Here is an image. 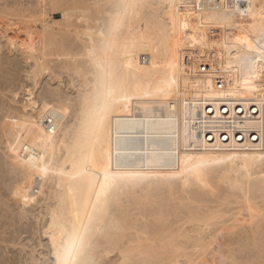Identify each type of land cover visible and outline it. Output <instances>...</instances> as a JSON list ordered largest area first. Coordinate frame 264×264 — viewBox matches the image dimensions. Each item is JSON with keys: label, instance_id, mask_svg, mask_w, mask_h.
I'll list each match as a JSON object with an SVG mask.
<instances>
[{"label": "rangeland", "instance_id": "1", "mask_svg": "<svg viewBox=\"0 0 264 264\" xmlns=\"http://www.w3.org/2000/svg\"><path fill=\"white\" fill-rule=\"evenodd\" d=\"M99 1H100L99 10H97L98 7H96V10L100 11V9H102V7H104V10L103 9L101 10L100 17L98 15H96L97 13H95L94 14L95 18L90 23H87L84 18H80L77 20L74 18L72 20L73 21L72 23L71 22L67 23L63 19L62 12L60 11V12H57L58 14L55 15V18H57V20H60V21H57L56 22L57 24L52 29V24H53L52 20L54 19V16L51 15L53 17V19H51L49 12L47 11L49 0H0V116H7L9 118H17L19 121L18 124H12V123L4 124V123L0 122V264H28V261L30 259H32V257L35 255L36 251L38 250L36 247H33L32 253L31 254L28 253V246L32 245L33 240H35L36 245H42L43 244L44 250L45 251L47 250V244H45V241H48L49 238L45 237L43 235L44 230L42 228H44V226H45V225L43 226V223L45 224V218H49V219H47L48 220L47 222L50 223L49 222L50 216L46 215V213L49 212L51 210V208L47 207L48 205L47 206H45V205L51 202L53 205L55 203V205L52 207H56V204L58 203L57 198H55L54 194L55 195L58 194L56 187L58 185L57 180L60 176L54 175V172L58 171L61 167H64L65 165H67L69 170H71V164L69 163V161L67 162V160L70 158L71 155L66 151V149L64 147H65V145L66 146H72L73 140L77 136L76 134H78V128L80 127V120H81V117L79 114L80 110H81V107H79V105H80L79 100H81L80 98L82 96L83 90L85 91V88H82L83 83H82L81 76L78 73H75L71 69V67L68 68L66 65L67 62L64 61V57L62 55H60L61 57L59 56L58 53L62 54L65 51V50H63V52L59 51V50H61V48H59V45H64L67 48L71 46L72 49L66 48V51L70 52V53L72 52V54H74L75 56H77V55L83 56L84 55L83 54L84 45L81 44V46H80V42L78 40L81 38L84 42H86L88 44L87 46H90L89 33L96 32L97 36L99 38L101 36L100 32L105 31L106 22L109 20L107 12H108V8L110 7V5L105 4V2H103V0H97V2H99ZM88 2L91 5H95V3H96L95 0H88ZM102 2H103V4H102ZM207 2L209 4V8H208L209 11H208V9L205 10V6H204V3H202V1L197 2L198 8L196 7V9H198L197 12H198V14H200V15H198V16H200L199 17L200 22L197 23L198 25L197 24L195 25L196 30L192 33V36L190 39V42L193 45L194 50L197 53V56L193 55V54H195V51L193 53L187 48V45H186L187 38L184 37L183 34L180 33L179 36L174 35V38H172L170 43H169V49H171L170 54H168L167 59L165 60V63H164L166 70H168V71L165 75V73H164L165 67H164V69L162 68V65L155 67L154 73L152 75V79H154L153 82L154 81L166 82V76H172V77L183 76V77H186L189 79L188 76L191 75V73L193 74L194 70L189 71L188 69L185 68V69H183V71H181L180 67L182 65L183 66L186 65V62L188 60H192V59L199 57L197 60H199V63H201L200 65L205 68L204 69L202 67L203 69L201 68V71L203 72V70H204V72H205V70H207L206 72H208L207 74L205 72V74L210 80V82L208 81L209 82L208 97H209V101L211 100L210 101L211 104H213L214 107H216V108L218 107L219 110H221L223 108V105L225 104V102L223 103L222 101L232 99V102H231L232 105H233V103H234V106H235V103L238 105V107L236 106L237 107L236 109H238L237 112L240 110L239 117L242 118L243 120L246 119L245 122L246 121L248 122V119H249V121H251V124L253 125V128H251L252 127L251 124L249 123L247 125V122H246L245 128L246 129L249 128L248 130L251 129V131H254V129L255 130L258 129L257 131H259L261 129L260 109H261V102H262V100H264V96H262L261 93H259V92H252V91L246 92L245 91V85H244L242 80L240 81L239 86H237V76H239L240 73L236 70L238 65L236 63L235 48H233L232 45L236 44V38L238 36L243 37V36L247 35L249 37V39H251L253 41L259 38L258 33L260 30V25H261L260 9H261V6L264 5V0H238V6L240 8V11H234L232 8V5L236 4L237 0H210V1L207 0ZM62 3H63V1H62ZM69 3H72V0ZM249 4H251L253 7V12L255 13V19H253L252 13H249L247 16L241 15V12L248 9ZM105 8H106V11H105ZM159 14H160L161 19H164L165 21H167L165 16H164L162 9L160 10ZM16 27H17V29H23L25 34L28 33V35L31 36V38H36V39H42L43 38L42 36H47V35L48 36L50 35V37H52L56 34V40L58 42L57 43L58 46L56 45L57 48L54 46L55 47L53 49L54 50V54H53L54 57L51 55L52 56L51 60L49 59L50 70L48 71V70L43 69L39 75L40 90L37 93V95H39L40 93H44V94H47L49 96V98H53V96L55 98H62L63 105L65 107H70V109H71L72 124H67L68 118L66 117L64 124H59V126H58L57 123L54 124V122L52 121V124L49 125L48 121H51V120L43 118V117L47 116V114L43 111V109H41V111H39V112H36L34 110V106H33V110L30 114L22 115L21 114L23 112L22 106H17L16 104L12 103V97H13V94L15 91L19 90L22 86L25 88L29 87V86H34V82L32 80L28 79V74L32 71L31 66L33 63L32 59H31V53L29 51V48L24 43L21 45H18V43H16L12 39V38H15L14 36L16 34H18V32H19V30H17ZM6 30H8V31H6ZM61 30H63L65 32V36L61 33ZM203 30H205V32H206L205 35L203 34V33H205V32H203ZM89 31H91V32H89ZM7 32H9V35H5V33H7ZM77 34H78V36H77ZM145 34H146L147 40L152 39L153 37L155 38L154 33L152 31H147V33H145ZM204 36H206V37H204ZM50 37H46V39L49 40ZM219 37H220V39L222 37H224L225 40L223 39L224 41L220 42L221 40L219 39ZM9 38H11V41ZM205 38H207V39L205 40ZM8 39H9L10 44L8 42ZM208 39H210L209 41H213V43H211L212 47L210 45H209L210 47L206 46V44H208L207 43ZM52 40H53V37H52ZM215 41H218L219 43L218 42L215 43ZM225 41H227V42H225ZM13 43H15V45H16L15 47L12 46ZM221 43H222V47L219 46V44L221 45ZM224 43L226 44L225 46H223ZM23 46H25V47H23ZM204 46H206V47H204ZM219 47H221V48H219ZM242 47L246 48L247 46L243 45ZM43 48L46 49L45 45ZM223 48H224L225 52L223 51ZM69 49H70V51H69ZM45 51L49 52L48 49H46ZM67 52H64V53H67ZM95 55H96L95 61L96 62L99 61V63H100L99 68L100 67L102 68L103 65L105 64V51L101 47L97 48L95 51ZM85 56H86V54H85ZM59 57L60 58L63 57V59H60ZM230 57H231L233 65H234V67L232 68V75L231 76H229L227 74ZM28 58H30L31 60ZM77 58H79V59L82 58L81 60H83V61L86 60L85 57H77ZM221 60L225 64H223L221 62ZM154 63L160 64V61L155 60ZM220 64L223 65V67ZM187 65H189V64H187ZM89 71H91V70H89ZM178 71H179V75H176V74H178ZM92 72L95 73V71L92 70L88 74L90 80H91V78H93ZM181 72L184 75H181L182 74ZM226 89H228V90H226ZM229 90L231 91V93H228ZM222 91H226L227 96H225L224 92H222ZM222 93L224 95H222ZM232 93H233V97H231ZM150 96L151 95L146 94L145 99H149ZM223 96L228 97L230 99H228V98L223 99L224 98ZM195 97H197L196 94H195ZM170 98H171V99H169L170 103L173 101L174 105L177 104L176 103L177 98L174 94H171ZM142 101H144V99ZM221 102L223 103V105L221 104ZM219 103H220V105H219ZM229 103H230V101H229ZM170 105L173 106V103H171ZM178 105L179 104H177V106ZM221 105H222V107H221ZM177 106L175 105V107H177ZM219 106L221 107V109ZM55 107L57 109H59L61 107V104L56 103ZM202 108H204V110H203L204 112L206 110L208 111V109L206 107H201L200 108L201 110L199 109L201 114H199V115L200 116L203 115L202 117H204V114H206L205 118L207 120V117H208V120L206 122H209L208 123L209 126L211 123L212 124L218 123L217 125L216 124L213 125L215 128L211 125L209 130L210 131L212 129H214L213 131L218 130L217 131L218 133H215L213 131H211V132H213L214 135L217 134L216 137L219 134V137H218L219 140H220V134L225 133V134H222L223 136L221 135L222 137H225V138H221V139L223 140V142L226 141V139H227L228 142L226 141V143L229 144L230 135H227L229 129H226V130H228V131H226L225 128L222 127V125L221 126L219 125L220 124L219 121H217L218 115H216V113L218 114L219 111H216V113H214L215 110L210 109L212 112L208 111L211 113V114H209L208 112L204 113L202 111ZM211 108H213V107H211ZM176 110H174V111H176ZM202 113H204V114H202ZM212 113H214V115L217 116V118L214 115H212ZM199 115H197V117H199ZM209 115L213 116L212 117L213 120H210L211 116H209ZM245 115L247 116L248 119L246 118ZM202 117H199V118H202ZM214 118H216V120ZM196 120L199 121L198 118H196ZM209 120L213 121L214 123L213 122L210 123ZM44 122H45V124H47V126L45 125V126H43V129L42 128L40 129V127L42 126L41 124ZM172 122L174 125V121H172ZM141 123H143V126H142V128H141V126H139V129L145 131V133L142 131L143 133L141 132L142 133L141 135L142 136L148 135L147 138L151 142H152V139H151L152 134L155 133L154 135H156L157 132L161 128L166 129V130L164 129V131H165L164 137H163L164 132L162 134V137L164 138V140H162V143L166 145V148H165V145L162 144V146H164L163 149L165 148L166 152L168 151L167 155H166V152L162 151L161 145H158L156 143V140L154 142V145L156 144L158 146V148H157V146H154L152 144L153 142L151 143L148 140L147 141L149 142V146L155 147L154 148L155 151H159V153L163 152L162 154L165 153L166 157H165V155L162 156L157 152V155L159 154L158 158L161 159V157H163L162 159H164V160L171 159L170 153L175 149V146L177 144H179V141H177V140H179V139H177L179 137V135L177 136V134H178L177 131H172V130L170 131L165 126L159 127V128H154V129H156V132H154L153 129H152V131L151 130L147 131V130H145V128H143V127L147 128V126H144L146 123V117L144 119H143V117H139V120L136 124L141 125ZM53 124L56 128L55 133H53L49 130L53 126ZM65 124H67V126H65ZM135 125H134V127H135ZM247 126H248V128H247ZM255 126H256V128H255ZM46 127H47V130H44V129H46ZM257 127H260V128H257ZM216 128H217V130H216ZM137 129H138V126H137ZM222 130H224V131H222ZM42 131H43V133H42ZM166 131H167V133H166ZM219 131L221 133H219ZM148 132L152 133L150 138H149ZM229 134H230V131H229ZM154 135H153V137H155ZM224 135H227L228 137L224 136ZM144 138H146V137H144ZM193 139H195L197 142L199 140L198 137H193ZM260 139H262L261 134H260ZM17 141H19V143H17ZM176 141L178 143H176ZM200 141L201 140H199L198 143L201 145L202 142H200ZM10 142L13 145H16L17 152H19L21 147L25 146V145H27L29 147V151L31 152L32 147L34 145H38V147H36L35 150L38 151L41 155H43L45 152V149H46L48 158L51 159V170L48 174V178L43 182V190L47 192V196L44 198L43 203L40 206H37L34 210H31V211L29 210L31 208V205L24 206L22 201H20L17 198V196L15 195L18 187L23 188V182L20 181V183L18 184L20 177L16 173H14V171H13V169L15 168V165L13 164V154L9 150V147H8ZM63 143L65 144L64 146H63ZM226 143L224 142V145ZM260 144H262V141ZM260 144H259V146H260ZM202 147H203V145H201V148ZM159 148H161V149L159 150ZM260 148H258L259 150H257V153H256L258 155L257 156V162H258V160H260L259 159L260 156L262 154L264 155V150H263L264 146L261 145ZM219 150H220V148H219ZM219 150L217 152L220 153L219 155H222L221 157H223L226 152H227L226 155H228V153H229L228 147L225 149L222 148L220 151ZM260 150L261 151L263 150L262 151L263 153H260L261 152ZM22 154L28 155L29 153H22ZM180 154H182V153H180ZM217 155H218V153L215 155V157ZM182 156H183V154L181 155V158H182ZM208 156H211V154H209ZM261 164H263V166H261ZM227 165L228 166H226V167H228L227 168L228 170L226 169V167L223 168L224 165H222V167H221V165H219V166L215 165L217 168H215V166H212L214 168V169L212 168V171L214 170L213 172L207 170V175L211 176L212 178H206L209 176L205 175L206 179L204 178L203 181L205 182V184L207 183L206 184L207 187L205 186L204 182L202 183V186L204 185L203 187L204 188L206 187V190H203L204 188H201L202 186H199V185H201V183H198L199 184L198 185L196 183V181L193 179L191 180V181H193V184H192V182H189L187 187L182 185V183L181 184L180 183H169L166 180H165L166 183L161 184L158 182V180L154 179V180H152L153 183L155 181V184L153 186H152V182L151 183L146 182V184H145L146 186L145 185H144L145 187L143 186L144 187L143 190H145V188H146L145 191L147 192V190L152 191L155 188L156 192L160 195H158L159 197H156L157 196V193H156L155 197H154L155 189H154V191H152L151 195L149 192H147L148 193L147 194L145 191L141 190L143 187H140L141 189L138 188L139 191H137L138 189L136 190L137 195H139V196L147 194V195H149V198H150V196H152V194H153V198L151 197L149 199L150 203L148 201L146 202L147 206L149 204V206L151 208H149V206H148V209H146L147 208L146 203L140 204V205H138L136 203V205H132V206H131V204H133V203L130 204L131 209H132V207H133V209L136 208L137 211L140 209V211H139L140 215L144 211L143 207H145L146 212L144 211V213L142 215L145 216L147 214V216H151L148 218L146 217L147 221L149 219V222H147L145 218L143 220L142 217H139V218H141V219H139V221H141V220H142L141 222L145 221L144 222L145 224L139 222L140 225H138V226L140 227L142 224V225H145L148 227L152 226V229H153V226H155V228H156L157 223L155 222V216H156L155 214L157 212L155 213L154 211H157L158 209H160L162 204H164V202H166V200H167V202L165 204L168 205V203H169L173 207V209L170 205H168L170 207H167V211H168V209H169V211H171V210L172 211L171 212L168 211V213H167L168 216L170 215V217H168V216L166 217L164 228L166 226H168V228H165V229H169V227H171V229H169L171 231L174 228H175L174 230H177V227L178 228L181 227L180 231L183 230V231H181V233L183 235H186V233L189 231H187V229L185 231L184 229L187 227L188 230H190L189 234L190 235L192 234L193 236L192 235L191 236L193 238L195 236V239L191 240V242H190V241L185 239L186 237H184L183 239H185V240L182 239V241L184 244L188 243L190 248L192 247L191 245H194L195 241L198 242L197 240L199 239V237L201 239L202 235H204L203 237H205L207 234H209V235H207L208 237H205L204 243H208L209 241H213V240L218 238L219 242L220 243L222 242V244H223V251L225 253L231 255L232 258L241 262V264H264V225H263L264 222H261L262 225L260 224V227H259V230L263 231V232H261V233L259 232L260 233L259 237L256 238L257 240L262 238L261 241L259 240V242H258L256 240L252 239V241H254L252 243L251 236L247 232V228H248L247 225L250 226V224L246 225V222H244V224H242L243 222L241 223L239 221V220H241V221H247L248 220L247 222H250L251 219H249V218H252V221H254L253 219H254V216H255L257 211H258L257 214L258 213L262 214L264 212V190H263L264 186H261V185H264L263 184L264 183V162L262 163V161H259L258 165L255 164L257 166L254 165L252 167V169L249 168V169H251V171H250L251 173H249V174L247 173L249 176L246 174V172H244V171L242 172V174L244 173L248 177L244 176V178H243V176H242L241 181H245L246 185L249 184L252 186V189H250L248 198H249V196H251V199H253V200L249 199L251 201H248V202L246 201V202H244V204H241V203L237 204L241 201L240 196H242L241 198L243 199V194L241 193V191H239L240 194H238L239 193L238 190L236 192V189L232 188V186H231L232 183L228 179H226V180L223 179V175L226 174L227 171H229V172L231 171L230 164H227ZM235 166H238L237 168H239V167H241V164L235 165ZM210 168H209V170H211ZM253 169L255 172L253 171ZM223 170H225V171H223ZM159 174H161V176H165L167 174V169L166 168L159 169ZM253 174L255 175L256 178L255 177L253 178V176H254ZM220 176H222V177H220ZM232 176L234 178L236 177L234 175V173L231 174V178L234 179ZM250 177H251V180H250ZM205 180H207V181H205ZM156 181L158 182L159 185L156 184ZM221 181H222V183H220ZM225 181L227 182V185H229V186L226 185ZM250 181L252 182V184ZM254 181H257L258 183L254 182ZM247 182H249V183H247ZM259 182L261 184H259ZM162 185H163V189L161 188ZM197 185L200 188H198ZM258 185H260L259 186L260 188L258 187ZM149 186L151 187V189ZM154 186H156V187H154ZM157 186H159L160 190L161 189L162 190L160 191L158 189L159 187H157ZM182 186L185 188L182 189ZM218 187H219V190H221V191H218ZM34 188H35V182L33 180H29L28 185H27L28 191H32V190H34ZM173 188L175 190L178 188L177 191H175L177 193L179 192L178 195H177V193L175 194ZM171 189H173L172 190L173 194L170 192ZM207 189L209 191L211 190L212 194H209L210 192ZM256 189L259 191L257 192ZM227 190H229V191H227ZM141 191H142V193L140 195V193H138V192H141ZM185 191H187L189 193V195ZM143 192H144V194H143ZM224 192H226V193H224ZM234 192L236 193V195H238L237 199L235 197V199L238 202L235 201L233 196H232L233 199L229 198L232 194H235ZM197 193L199 195L201 194V196H199ZM230 193H232V194L230 195ZM171 194L176 196V198H179V200L181 199L180 197H182L183 202L181 200L175 201L176 198H174V196H172ZM179 194H180V196H179ZM194 195L196 196L195 200L189 201V199H191V198L194 199ZM202 195H203V197H202ZM225 195L226 196L229 195V197L228 196L226 197ZM252 195L255 196V198ZM185 196H186L187 201L185 199ZM187 196L188 197L191 196V197L188 198ZM204 196H206V197H204ZM144 197H145V195H144ZM201 197H202V199H201ZM154 198H156V199L154 200ZM157 198H158V200H157ZM160 198L162 200L164 198L165 201L164 200L161 201ZM226 198H227V201H226ZM228 198L230 200H228ZM151 199H153V200L151 201ZM205 199H206V201H209L207 204H206ZM221 199H223V201ZM153 201H154V203H152ZM194 201H196V203ZM200 201L201 202L204 201L205 203L203 202V204H202ZM231 201H232V203L235 202L236 205L234 203H233L234 205L232 203L230 204L229 202H231ZM180 202L183 204V206H182V204L178 206V204H180ZM225 202H227L226 204L228 206L225 205ZM255 202L258 205H256ZM51 203L49 204V206L52 205ZM176 203H178V204H176ZM184 204H186V206H187V204H189V207L188 206L184 207ZM252 204H254V205H252ZM137 205L138 206L143 205L142 209H141V207L138 208ZM156 205L157 206L160 205V206L157 207ZM224 205L226 208L224 207ZM244 205H247V206H244ZM203 206H205L206 208H204ZM207 206H208V208H209V206L212 208L214 207L212 209V211H218L220 213V215L223 216L224 218L218 219L219 221L216 220V222L211 223L212 225L210 224L209 226H204V224L202 225L197 221L196 222L194 221L192 223L189 222L190 220H188V219L193 218L195 213H197L200 210L202 212L201 213L198 212L197 214H201V216L196 214L195 217L201 218L202 214L204 215L205 212L206 213L212 212L210 210V208L209 209L207 208ZM218 206H220V207H218ZM222 206L224 209H222ZM242 206H244V207H242ZM258 206L260 208L262 206V209H260ZM45 207L50 208V209L49 210L47 208L45 209ZM191 207H194V209ZM195 207H196V209L198 207V209L196 210ZM215 207H217V210ZM237 207H239V210ZM245 207L248 208L249 211L245 210L246 209ZM156 208H157V210H156ZM188 208L191 209L190 213H188V211L190 210ZM242 208H244V210L248 211V212L240 210ZM253 208H254V211H253ZM22 209H23V211H22ZM131 209L129 208V210L132 212L133 209L132 210ZM136 209L134 210L135 212H137ZM176 209H178L180 211V213L178 210H177L178 212L176 213ZM181 209H183V211L186 212V214H185V212H184V214H185V216L187 215L186 216L187 218L184 216V214H182L183 211L181 212ZM206 209H207V211H206ZM219 209L222 211L224 210L225 212H222V211L220 212ZM147 210L148 211L151 210V211H153V213H148ZM173 210H175V211L173 212ZM250 210L252 212H255V214L254 215L251 214ZM203 211H204V213H203ZM226 211H227V213L230 212V214L231 213L233 214V215L231 214L232 216L229 214L231 216V218H230V216H228ZM139 212H137V213L132 212V213L135 215H139ZM170 213H173V214H170ZM175 213L176 214L179 213L178 216L180 218L179 217L176 218L177 216L175 217ZM225 213L227 214L226 219H225V215H226ZM151 214L152 215L154 214V216L152 217ZM188 215L190 218H188ZM192 215H193V217H192ZM181 216H183V217H181ZM232 218H233V220H231ZM167 219H169V221ZM178 219H180V220H178ZM223 219H224V222H222ZM150 220L151 221L153 220V224H149L151 222ZM225 220H226V223H225ZM237 220H238V223L239 222L241 223V227H243V228L238 226V229H236L237 231L234 230L233 231L234 234H233L231 232L232 231L231 227L234 224L236 225ZM262 220L264 221V217H262ZM184 221H185V223H183ZM227 221H232L233 223L235 221L236 222L233 225H232V222H230L231 223V225H230L229 222L227 224ZM166 222H168L167 225H166ZM175 222H176V224H175ZM179 222H181V223H179ZM182 223L185 226H182ZM216 223H218V224H216ZM240 223H239V225H240ZM213 224H214V226H213ZM188 225H190V226L192 225L191 228ZM219 225H221V226H219ZM225 225H228V226H225ZM193 226L195 229L197 228L196 230H200V231L197 232L194 228H192ZM200 226H203V227H201L203 230L200 228ZM215 226H217V227H215ZM38 227L41 228V229H39L40 231H37ZM183 227H185V228H183ZM218 227H220V228H218ZM262 227H263V230H262ZM211 228H212V235L208 231V229L211 231ZM204 229L206 230V232ZM216 229H217V231H216ZM224 229L226 231H224ZM213 230L216 231L215 234L213 233L214 232ZM218 230L220 232L222 231L223 235H222V233H219ZM192 231L194 234L192 233ZM227 231L230 233L228 234ZM183 232H185V234ZM200 232L203 234H201ZM246 232H247V234H249V236L246 234ZM189 234L187 233V235H189ZM221 235L224 237H222ZM191 236H189L190 237L189 240L193 239ZM209 236H211V237L209 238ZM214 236H216V237H214ZM206 238L210 239V240L206 241ZM211 238H213V239H211ZM248 239H250V240H248ZM21 241H22V243H21ZM242 241H243V243H242ZM246 241H248L249 243H247ZM26 242H27V246H26ZM250 242H251V244H250ZM220 243H218L219 245L212 244L211 245L212 248L209 245L207 247L208 249L205 248L204 250H201L199 248L200 252H198L199 249H198V251H196V250L192 251L193 247L191 250L189 249L188 251L191 253L198 254V257H196V259L198 258L199 260L197 259V261H196V259H194L195 262H198L197 264L201 263V261H202L201 264H208L209 257H208V255L206 256L204 253L206 251L208 252V250H209V252L211 253V257H212L211 259L212 260L216 259L215 250L217 249V247L221 246ZM243 247L245 250L243 249ZM202 251H203V256H201ZM195 254H194V258H195V256H197ZM167 264H169V262H167Z\"/></svg>", "mask_w": 264, "mask_h": 264}, {"label": "bare ground", "instance_id": "2", "mask_svg": "<svg viewBox=\"0 0 264 264\" xmlns=\"http://www.w3.org/2000/svg\"><path fill=\"white\" fill-rule=\"evenodd\" d=\"M62 1H63V3H62ZM70 1L71 0H49L47 11L49 12L51 19H53V17L51 15L54 16V19L52 20L53 21L52 29L57 24L56 22L60 21V20H57V18H55V15L58 14L57 12H60V11L62 12L63 19L67 23H70V22L72 23L73 22L72 20L74 18L76 20L80 19V18H84L87 23H90L92 20H94V18H95L94 14L95 13H97L96 15H98L100 17L101 10L102 9L104 10V7H102V9H100V11H97V10H99V7L96 10L97 5L100 6V1L97 2V0H95L96 1L95 5L89 4L90 1L88 2V0H72V3H69ZM200 1H202V3H204L205 10L209 8V4H208L207 0H145V3L147 4V6L138 9L135 14H132L130 11L129 15L125 18L124 23L122 24L120 30L115 34V36L113 38H110L108 36V26H107L108 21H109L108 20L106 22V29L104 31L106 35L104 37L100 36L98 38L96 32L92 33L91 31H89V32H91V33H89L90 46H87L88 44L86 42H84L81 38L78 40L80 42V46H81V44L84 45V50H83L84 55L83 56L82 55L75 56L74 54H72V52L71 53L67 52L66 51L67 47H65L64 45H59V48H61V50H59V51L63 52V50H65L64 52H67V53L63 52L62 54L61 53H58V54H59V56L62 55L64 57V61L67 62L66 63L67 67L68 68L71 67V69L75 73H78L82 78V83H83L82 88H85V91L83 90L84 94L82 93V96L80 98L81 100H79L80 102L78 101L80 103L79 107H81L80 113L78 112L79 114H81L82 112H85L88 109V107L90 106V104L95 102V98L97 96L101 97V102H102V96H103V91H104L102 85L105 82L115 85L116 91H117V96H118L120 103L114 105L115 111L112 113V115L110 117L111 124L109 127V132H110V143H111V149H112L113 155H115V151L117 149V146H119V148L123 152L128 154L129 159L136 160L137 162L143 160L145 167L148 166L147 161L154 158V154H155L156 158H158L159 154L162 156L165 155V153L162 154L163 152H166L165 151L166 145L162 143V140H164L163 137L165 136V131H164L165 128H161L163 131L160 129L156 135H154L155 133L152 134V133L148 132L149 138L152 134V136H151V139L153 142L152 143L151 141L148 140V138H147L148 135H146V134H145L146 136L141 135L143 132L145 133V131L139 129V126H141V128H142L143 123H141V125L136 124L139 120V117H143V119L146 117V123L144 126H147V128L146 127H143V128H145V130H147V131H150V130L152 131V129H153L154 132H156V129H154V128H159V127H164V126L167 129H169L170 131L171 130L177 131V133H178L177 136L179 135V137L177 138L179 140H177V141H179V145L181 146V153L183 155H184L183 145L185 143L192 142L193 137H198V139L201 140L200 142H202L201 145H204L206 143L210 146L208 153L211 154V156L213 155L212 157L215 158V155L217 153H218V155L220 154L219 152H217L219 150V148H220V150L222 148L225 149L224 147L227 144L226 141L228 142V140L226 139V141H224L226 144L224 145V142L221 139V138H225V137H222L223 136L222 134H225V133H221L219 131V133H221L220 134V140H219L218 139L219 134L216 137L217 134L214 135V133H213V132L218 133L217 128H216L217 131H213L214 129H212L211 131H213V132H211L209 130L211 125L213 126L216 124V123L212 124L211 122H213V121H210V120H213L212 115H214V113H216V111H219L218 114L216 113V115H218L217 121H219V123H220L219 125L220 126L222 125V127H224L225 130L229 129V131H230V134H229V131L226 130V131H228L227 135H230L229 144H227L228 152H229L228 155H236L239 157L238 160H235V161L230 163L231 171L230 172L227 171L226 174L223 175V179H225V180L228 179L233 184V185L231 184V186L233 189H236V192H237V190H238V192L241 191V193L243 194V199L241 198L242 196H240L241 201L239 203H237L238 201L236 199H237L238 195H236L235 192H234L235 194L230 193V195L232 194L230 197H229V195H227V196L229 198H232V196H233L234 199L236 197L235 201H237L236 202L237 204H240V203L244 204V202H246V201L248 202V201H251L253 199H251V196H249V198H248V195H249L250 189H252V186L249 184L246 185L245 181H241L242 176H243V178H244V176H246L244 173H243L244 174L243 175L242 172L244 171V172H246V174L251 173L250 171H251L252 167L255 164L258 165V162L261 161V160H258V162H257V156L258 155L256 154L257 150H259L258 148H260V146L262 145V144H260L262 141V139H260L261 131L260 130H259L260 132L257 131L258 129H256V130L254 129V131H251V129L248 130L249 129L248 126H247L248 129L245 128V124L247 121L245 122L246 119L243 120L242 118L239 117L240 110L237 112L238 109H236V108L238 107V105L236 103H235V106H234V103L232 105V103H231L232 99L226 100L227 102L225 100L222 101L223 103L225 102V104L223 105V103L221 102V104L223 105L222 109H221L222 105H221V107L219 106L221 110H219L218 107L216 108V107H214L213 104H211V102H210L211 100L209 101V97H208L210 80L206 76V74L208 72H206L207 70H205V72H206V74H205L204 70H203V72L201 71V68L203 66H201L200 65L201 63H199V60H197L199 57L192 59V60H188L186 62V65H184V66L182 65L181 66L182 68L180 67L181 71H183V69H185V68L188 69L189 71L194 70L193 74L194 73L195 74L193 75L191 73V75L188 76L189 79L186 77H183V76H174V77L166 76V82H164V81H161V82L154 81L153 82L154 79H152V75L154 73L155 67L162 65V68L164 69L165 60L167 59V56H168V54H170V51H171V49H169V43H170L171 39L174 38V35L179 36L180 33L183 34V36L187 38V41H186L187 48L191 52L194 53L195 50H194L193 45L190 42V39H191L192 33L196 30L195 25L198 22H200V20H199L200 16H198L200 14H198V12H197L198 9H196V7L198 8L197 2H200ZM208 1H210V0H208ZM103 2H105V4L110 5V7L108 8V12H107L108 18L110 19V16L115 14V12L117 11L116 8L112 7V5L117 2V0H103ZM103 2H102V4H103ZM173 4H175L177 7H172L171 5H173ZM161 9L163 10L164 16H165L167 21L160 18L159 12ZM105 11H106V8H105ZM208 11H209V9H208ZM185 23L187 24L186 28L183 26ZM16 29H17V27H16ZM17 30H19L18 34H16L14 36L15 38H12V39L16 43H18V45H21L24 43L29 48V51L31 53V59L33 62L32 66H31L32 71L30 73L35 72V73H38L40 75V73L42 72L43 69L49 71L50 70L49 59L51 60V57L54 54L53 49L56 47V45L58 43L56 40V34L54 36L51 35L53 37V40H52V37H50V35L49 36L48 35L42 36L43 37L42 39H36V38H31V36H29L28 33L25 34L23 29H17ZM6 31H8V30H6ZM147 31H152L154 33L155 38L153 37L152 39L147 40L146 34H145V33H147ZM203 32H205V30H203ZM61 33L65 36V32L63 30H61ZM203 34L205 35L206 32ZM5 35H9V32L5 33ZM77 36H78V34H77ZM46 37H50L49 40H47ZM204 37H206V36H204ZM9 39L11 41V38H9ZM9 39H8V42H9ZM206 39L207 38H205V40ZM219 39H220V37H219ZM223 39H224V37H222L220 39L221 40L220 42L225 40V39L224 40ZM109 40H111L110 46H109ZM209 40L210 39L207 40L208 44L205 43L206 46H208V47H210L212 45L211 43H213V41H209ZM216 42H218V41H215V43ZM225 42H227V41H225ZM9 44H10V42H9ZM44 45H45V48L49 50V52L45 51L46 49L43 48ZM225 45L226 44L224 43L223 46H225ZM206 46H204V47H206ZM219 46L222 47V43H221V45L219 44ZM23 47H25V46H23ZM100 47L105 51V64L103 65L102 68L101 67L99 68V66H100L99 61H97V62L95 61V57H96L95 51L97 48H100ZM221 47H219V48H221ZM68 48L72 49L71 46ZM70 49H69V51H70ZM223 51H224V48H223ZM85 54H86V56H85ZM193 55L197 56L196 51H195V54H193ZM63 57L60 59H63ZM77 57H85L86 60L83 61V60H81L82 58L79 59ZM28 59H30V58H28ZM155 60L160 61V64H155L154 63ZM221 62L223 63L222 60H221ZM187 64H189V65H187ZM223 64H225V63H223ZM221 66L223 67V65H221ZM89 70H91V71L94 70L96 73L95 74L92 72L93 78H91V80L88 76V74L91 72ZM167 71L168 70H166V67H165V70H164L165 75H166ZM176 75H179V71H178V74H176ZM181 75H184V74L182 73ZM173 80L176 81L175 84L171 83ZM226 90H228V89H226ZM121 92L124 95H121ZM222 92H224L225 96H227L226 91H222ZM228 93H231V91L229 90ZM146 94L151 95L149 99H145ZM171 94H174L176 96V98H177L176 103L179 104L178 105L179 107L177 106V104H175L177 106V107H175L173 101L171 102V103H173V106L170 105L171 103H170L169 99H171L170 98ZM195 94L197 95V97H195ZM224 94L222 93V95H224ZM125 95H126L127 99H125ZM231 97H233V93H232ZM226 98H228V97H224L223 99H226ZM143 99H144V101H142ZM228 99H230V98H228ZM86 101L88 103H86ZM229 101H230V103H229ZM219 105H220V103H219ZM201 107H206L208 109V111H211L210 109L215 110V112L212 113V115H209V116H211L210 117L211 119L209 120L211 123L210 126L208 124L209 122H206L208 120V117L206 120V118H205L206 114H204L208 111L206 110L204 112L203 111L204 108H202V111L204 112L202 114H204V117H202L203 115L202 116L199 115V114H201L199 111V109ZM211 107H213V108H211ZM174 110H176V111H174ZM208 113L211 114L210 112H208ZM197 115H199V117H202V118L197 117ZM80 117H81V115H80ZM215 117L217 118V116H215ZM117 118H119L121 121V124L119 126L116 124ZM196 118H198L199 121H197ZM216 118H214V119L216 120ZM246 118H247V116H246ZM81 119H82V117H81ZM172 121H174V125H173ZM249 123L251 124V121H249V119H248L247 125ZM48 124L51 125L52 121H48ZM57 124L59 126L60 123H57ZM135 124L138 126V129H137V126ZM41 125L42 126L40 127V129L41 128L43 129V126H45V125L47 126V124H45V122L42 123ZM134 125H135V127H134ZM251 126L250 127L253 128L252 124H251ZM255 128H256V126H255ZM257 128H260V127H257ZM44 130H47V127ZM78 130H79V128H78ZM222 131H224V130H222ZM163 132H164V134H163ZM42 133H43V131H42ZM166 133H167V131H166ZM162 134H163V137H162ZM153 135L155 137H153ZM227 135H224V136H227ZM144 137H146V138H144ZM147 140L149 142H151L153 145H154V142L156 140V143L158 145H161L163 152L159 153V151H155L154 150L155 147L149 146V142ZM199 140H198V142H199ZM177 141H176V143H178ZM162 144L165 145L164 149H163L164 146H162ZM259 144H260V146H259ZM64 145L65 144L63 143V146ZM72 146H66L65 145V147H64L69 154H70L69 149ZM104 146L106 149L109 146V137L107 135L105 137ZM154 146H157V145L155 144ZM157 148H158V146H157ZM160 149L161 148H159V150ZM98 151H99V149H97V152ZM262 151L260 153H263ZM157 152L159 153L158 155H157ZM226 153L224 155H226ZM167 154H168V151L166 152V155ZM189 154H192V153L190 152ZM196 154L197 155L203 154V147L201 148L200 152H198ZM76 155L78 156L79 153L77 152ZM166 155H165V157H166ZM219 156H222V155H219ZM245 156L249 157L250 159L245 161V159H244ZM251 157H255V160L251 159ZM162 158L163 157H161V159ZM68 161L71 164V156L67 160V162ZM239 164H241V167L237 168L238 166H235V165H239ZM245 164L247 165V167L244 166ZM257 165H255V166H257ZM217 166H219V165H217ZM226 166H228V165H226ZM226 166L224 165L223 168H225ZM261 166H263V164H261ZM221 167H222V165H221ZM212 168L213 167L210 168L211 170L208 169V171H212ZM215 168H217V167L215 166ZM227 168L228 167H226V169ZM249 168H251V169H249ZM254 169H253V171H254ZM223 171H225V170H223ZM232 173H234V175L236 176L235 178L232 176L234 179L231 178ZM159 175L161 176V174H159ZM207 176H209V175H207ZM248 176H246V177H248ZM220 177H222V176H220ZM254 177H255V175L253 176V178ZM206 178H212V177L209 176ZM207 180H205V181H207ZM250 180H251V177H250ZM149 182L150 183L152 182V186L155 184V181H154V183H153V181H149ZM158 182L161 184L166 183L165 180H158ZM158 182L156 181V184H158ZM190 182H192V184H193V181L190 180ZM254 182H257V181H254ZM57 183L60 186L56 187L58 194H56V195L54 194L55 198H57V201H58V203L56 204V207H52L55 205V203H54L55 201L53 202L54 205L51 202H50L52 204L51 206H49L50 203L45 205V206L48 205L47 207L51 208V210L49 212H47L48 214L46 213V215L50 216V220H49L50 223H51L53 212H56L58 217H68L69 214L72 212L70 197H68V195H67V189H68V185L70 182L67 180V178L59 177L57 180ZM196 183L198 184V182H196ZM220 183H222V181ZM225 183L227 185L226 181H225ZM247 183H249V182H247ZM204 184H205V182H204ZM206 184H205V186H206ZM251 184H252V182H251ZM259 184H261V183L259 182ZM198 185H197V187H198ZM199 186H202V184ZM203 186L201 188H204ZM227 186H229V185H227ZM259 186L260 185H258V187ZM261 186H264V185H261ZM144 187L142 189L141 188H139V189L143 190ZM154 187H156V186H154ZM157 187H159V186H157ZM206 187L203 190H206ZM161 188L163 189V185ZM184 188L185 187L182 186V189H184ZM198 188H200V187H198ZM139 189L137 191H139ZM150 189H151V187H150ZM154 189L152 191H154ZM158 189L160 190V187ZM173 189H171V191H170L172 194H173V191H172ZM177 189L176 190L174 189V192L177 191ZM145 190H146V188H145ZM145 190H143V191H145ZM137 191L135 190L129 197H126L125 203L123 205V211H118L116 213V218L121 220L124 223V230L119 232V233H112L109 238H104L100 241V245L105 247L106 250H108V252H109V254L105 256V259L110 261L111 264H122V262L124 260V257L121 255L122 251L135 252L137 254L134 257V259L136 260V264H167V262H169V264L170 263L172 264L173 262H175V264H181V262H183V264H197L198 262H195L194 259H196V257H198V254L189 252L188 251L189 249L191 250L193 247L192 251L193 250L198 251L199 248L201 250H204L205 248L208 249L207 247L209 245L211 247L212 244L219 245L218 243H220V242H219L218 238L213 240V241H209L208 243H204L205 237H208L207 235H209V234H207L205 237H203L204 235H202L201 239L199 237V239L197 240L198 242L195 241L194 245H191L192 247L190 248L188 243L184 244L182 241V239L184 237H186L185 239L190 241V242H191V240L195 239V236L193 238L192 237L193 235L191 234L192 235L191 236L189 234L190 230H188L187 227L186 228L183 227V228H185L184 229L185 231H186V229H187V231H189V232H187L189 235H187V233H186V235H183L181 233V231H183V230L180 231L181 227L180 228L177 227V230H174L175 229L174 228L171 231L169 230V229H171V227H169V229H165V228H168V226H166L164 228L166 217L168 216L167 213L169 211V209L167 211V207L171 206L169 203H168V205H170V206L165 204L167 202V200H166V202H164V204H162L160 209L157 210V208H156L157 211H154L155 213L157 212L156 214L154 213L156 215L155 216V222L157 223V227L155 228V226H153V229H152V226L148 227V226L141 224V226H140L141 228H140L138 225H140L139 222H141L142 220L139 221V219H141L139 217H142L143 220H144V218L146 219V217L147 218L151 217V216H147V214L145 216H143L142 214L144 213V211L146 212V209H148L149 204L147 206L146 202L147 201L149 202V199L151 197L153 198V194L149 198V195H147L148 194L147 192H149L151 195L152 191H148V190H147V192L145 191L147 194H144V192H143L145 197H144V195H142V196L137 195ZM218 191H221V190H219V187H218ZM227 191H229V190H227ZM256 191L258 192L259 190L256 189ZM185 192H187V191H185ZM209 192H210L209 194H212L211 190ZM138 193H140V195H141L142 191L138 192ZM156 193L157 192L155 189L154 197H155ZM176 193L177 192H175V194ZM178 193H177V195H178ZM224 193H226V192H224ZM238 194H240V192ZM158 195H160V194L157 193L156 197H159ZM188 195H189V193H188ZM172 196H174V195H172ZM179 196H180V194H179ZM199 196H201V194ZM62 197L67 199L69 202L67 204L62 203V200H61ZM190 197H188V198H190ZM195 197L196 196L194 195V199L191 198V199H189V201L195 200ZM202 197H203V195H202ZM202 197H201V199H202ZM204 197H206V196H204ZM253 197L255 198V196H253ZM174 198H176V196H174ZM180 198H181L180 200L182 201V197H180ZM229 198H228V200H230ZM155 199L156 198H154V200ZM185 199H186V196H185ZM249 199H251V200H249ZM152 200L153 199H151V201ZM157 200H158V198H157ZM160 200L165 201L164 198H163V200L160 198ZM177 200L180 201L179 198H176L175 201H177ZM221 200L223 201V199H221ZM186 201H187V199H186ZM196 201H194V202L196 203ZM205 201H206V199H205ZM226 201H227V198H226ZM232 201L229 203L231 204ZM203 202L204 201H202L201 203L203 204ZM208 202L209 201H206V204ZM131 203H133V204H131ZM136 203L138 205L146 203L147 208L145 209V207H143L144 211L142 210L143 213L141 215L139 212L140 209L137 211V209L135 208L136 211L139 212V215H135L133 213H137V212L134 211L135 209H133V207H132L133 210L130 207V204L132 206V205H136ZM152 203H154V201ZM226 203L227 202H225V205L228 206ZM233 203L235 204V202H233ZM176 204H178V203H176ZM181 204L182 203L180 202V204H178V206ZM255 204L258 205L256 202H255ZM225 205H224V207H225ZM252 205H254V204H252ZM142 206H138V208L141 207V209H142ZM158 206H160V205H158ZM182 206H183V204H182ZM187 206L189 207V204H187ZM187 206H186V204H184V207H187ZM244 206H247V205H244ZM244 206H242V207H244ZM262 206H261V208L259 206L258 207L260 209H262ZM47 207H45V209ZM203 207L206 208L205 206H203ZM218 207H220V206H218ZM50 208H47V209L49 210ZM129 208L132 210L133 213L129 210ZM149 208H151V207L149 206ZM191 208L194 209V207H191ZM207 208H208V206H207ZM209 208L212 211V209L214 207L212 208L209 206ZM215 208L217 210V207H215ZM237 208L239 210V207H237ZM172 209H173V207H172ZM188 209H190V208H188ZM195 209H196V207H195ZM197 209H198V207H197ZM220 209H219V211L221 212L222 210H220ZM222 209H224L223 206H222ZM177 210L178 209H176V213L179 211V210L178 211ZM240 210L245 211V210H248V208H246L245 210H244V208H242ZM171 211H169V212H171ZM174 211L175 210H173V212ZM182 211H183V209H181V212ZM190 211H191V209L188 211V213H190ZM206 211H207V209H206ZM248 211H245V212H248ZM253 211H254V208H253ZM147 212L153 213V211H151V210L150 211L147 210ZM184 212L185 211H183L182 214H184ZM198 212L201 213L202 211L200 210ZM222 212H225V211L223 210ZM257 212L255 214V212L251 211V214H253V215L255 214L254 219H253L254 221H252V218H249V219H251L250 222H247L248 220L247 221L239 220V221L241 223L243 222L242 224H244V222H246V225L250 224V226L247 225V227H248L247 232L251 236V241L253 239V240H256L259 242V240L261 241L262 238L259 240H257L256 238H258L259 234L261 232H263V231L259 230V227H260V224L262 225L261 222H264L262 220V217H264V212L262 211L263 212L262 214L261 213L257 214ZM176 213H175V217L177 216L176 218H178L179 217L178 214L180 213V211L178 214H176ZM197 213H195V215ZM203 213H204V211H203ZM226 213H227V211H226ZM154 214L153 215L151 214L152 217L154 216ZM170 214H173V213H170ZM185 214H186V212H185ZM185 214H184V216H185ZM205 214L204 215L202 214L201 218L200 217L197 218V217H195V215L193 217V215H192L193 218L188 219V220H190L189 221L190 223L197 221L202 225L204 224V226H209L211 223L216 222V220L224 218L223 216L220 215V213L218 211H212L209 213L205 212ZM227 214H228V216H230L232 213L230 214V212H229ZM227 214L225 215V219L227 218ZM197 215L201 216V214H197ZM231 216H230V218H231ZM168 217H170V215ZM181 217H183V216H181ZM188 218H190L189 215H188ZM47 219H49V218H47ZM167 220L169 221V219H167ZM178 220H180V219H178ZM231 220H233V218ZM146 221H147V219H146ZM144 222H141V223H144ZM147 222H149V219ZM176 222H175V224H176ZM222 222H224V219ZM228 222L231 225L230 222H232V221H227V224H228ZM58 223H63V220L62 219L58 220ZM167 223L168 222H166V225H167ZM179 223H181V222H179ZM183 223H185V221ZM183 223H182V226H185V225H183ZM218 223H216V224H218ZM225 223H226V220H225ZM234 223L232 222V225ZM239 223L237 220L236 225L234 224L231 227V230H232L231 232L233 234H234V232H233L234 230L237 231L236 229H238V226L241 227V223H240V225H239ZM149 224H153V220ZM214 224H213V226H214ZM44 225L45 224L43 223V226ZM221 225H219V226H221ZM188 226L191 228L192 225L191 226L188 225ZM225 226H228V225H225ZM201 227H203V226H200V228ZM215 227H217V226H215ZM192 228H194V226ZM218 228H220V227H218ZM241 228H243V227H241ZM39 229H41V228L38 227L37 231H40ZM42 229L44 230V228H42ZM262 230H263V227H262ZM196 231L199 232L200 230H196ZM208 231L212 235V228H211V231L209 229H208ZM216 231H217V229H216ZM216 231H214L213 233L215 234ZM224 231H226V230L224 229ZM205 232H206V230H205ZM247 232H246V234H247ZM43 233H44V231H43ZM183 233L185 234V232H183ZM192 233H193V231H192ZM219 233H222V231L221 232L219 231ZM227 233L229 234L230 232L227 231ZM201 234H203V233H201ZM249 234H247V235L249 236ZM222 235H223V233H222ZM189 236H191L193 239L189 240V238H190ZM216 236H214V237H216ZM210 237L211 236H209V238ZM222 237H224V236H222ZM213 238H211V239H213ZM185 239H183V240H185ZM207 240H210V239L206 238V241ZM248 240H250V239H248ZM22 241H21V243H22ZM170 241H173L175 243V247L170 246V244H169ZM246 242L249 243L248 241H246ZM253 242L254 241H252V243ZM242 243H243V241H242ZM250 244H251V242H250ZM220 245L223 248L222 242L220 243ZM221 246H219V247H221ZM200 249L198 252H200ZM243 249H244V247H243ZM208 252H209V250H208ZM194 254L197 255V256H195V258H194ZM201 256H203V251H202ZM210 258H212V257L210 256ZM197 259H196V261H197ZM201 263H202V261H201ZM201 263H199V264H201Z\"/></svg>", "mask_w": 264, "mask_h": 264}, {"label": "snow or ice", "instance_id": "3", "mask_svg": "<svg viewBox=\"0 0 264 264\" xmlns=\"http://www.w3.org/2000/svg\"><path fill=\"white\" fill-rule=\"evenodd\" d=\"M146 6L145 0H117L112 5L117 11L110 16L108 21V36L110 38L115 36L130 11L135 14L138 9ZM171 6L177 7L175 4ZM232 8L234 11H240L238 0L236 4L232 5ZM249 13H252L253 19H255L251 4L247 10L241 12V15L247 16ZM260 13L259 38L253 41L247 35L238 36L236 44L232 47L235 48L238 65L236 70L240 73L237 76V86L242 80L246 92H259L264 96V5L261 6ZM183 26L186 28L187 24L185 23ZM100 35L104 37L106 34L101 31ZM110 43L111 40H109V46ZM243 45L247 47L244 48ZM12 46L15 47V43ZM233 67L230 57L227 71L229 76L232 75ZM28 79L34 82V86L26 88L22 86L14 92L12 97L13 104L22 106L21 114H30L34 106L36 112L43 109L47 114L43 118L50 119L54 124H64L66 117L68 118L67 124H72L71 109L63 105L62 98L54 96L49 98L44 93L37 95L40 90L39 74L29 73ZM171 83L175 84L176 81L173 80ZM102 87L104 89L102 102L101 97L97 96L95 102L80 114L82 119L78 134L73 141V146L69 149L71 170L65 165L54 172V175L67 178L70 182L67 195L70 197L72 212L68 217H58L57 213L53 212L51 223H48L45 218L43 235L49 238L48 241H45L47 250H44L43 244L36 245L33 240L32 245L28 246V253H32L33 247L38 250L28 261V264H111L105 259L109 252L100 245V241L109 238L112 233L124 230V223L116 218V213L123 211L126 197L144 186L146 182L154 179L166 180L169 183H182L185 187L192 179L202 184L210 167L226 166L239 159L236 155H224L223 157L217 155L215 158L207 156L210 146L206 143L203 145V154L197 155L196 153L201 150V145L195 139L183 145L184 155L182 158L181 146L177 144L170 153L171 159H159L154 154V158L147 161V167L143 160L137 162L129 159L128 154L123 152L119 146L113 155L109 132L110 117L115 111L114 105L119 104L120 101L115 85L105 82ZM121 95L124 94L121 92ZM125 99H127L126 95ZM56 103L61 104L59 109L55 107ZM86 103L88 102L86 101ZM260 114V131L262 146H264V100L261 102ZM0 122L4 124L19 123L17 118L7 116H0ZM54 124L49 129L53 133L56 131ZM116 124L118 126L121 124L119 118L116 119ZM106 135L109 137L107 149L104 146ZM8 147L13 154V164L15 165L13 171L20 177L18 184L20 181L23 182V188L18 187L15 195L24 206L31 205L30 211L34 210L43 203L47 196V192L43 190V182L48 178L51 170V159L48 158L46 149L43 155L35 150L38 145H34L31 152L27 145L22 146L19 152H17L16 145L11 142ZM227 147L225 145V148ZM97 149H99L98 152ZM190 152L192 154H189ZM22 153L29 154L23 155ZM244 159L247 161L250 158L245 156ZM251 159L255 160V157H251ZM260 160L264 162V155L260 156ZM244 166L247 167L246 164ZM161 168L167 169L165 176L159 175ZM29 180L35 182V188L32 191L27 189ZM61 200L64 204L69 202L64 197ZM61 219L63 223H58V220ZM169 244L175 247L173 241H170ZM121 255L124 257L122 264H136L134 257L137 254L135 252L122 251ZM205 255L209 256L208 264H241L225 253L222 246L215 250V260L210 258V252L206 251Z\"/></svg>", "mask_w": 264, "mask_h": 264}]
</instances>
